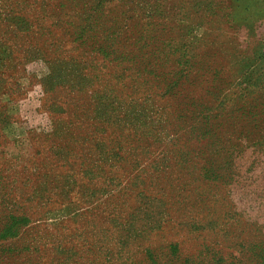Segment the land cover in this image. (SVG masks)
<instances>
[{
	"label": "rangeland",
	"instance_id": "374dc122",
	"mask_svg": "<svg viewBox=\"0 0 264 264\" xmlns=\"http://www.w3.org/2000/svg\"><path fill=\"white\" fill-rule=\"evenodd\" d=\"M263 52L264 0H0V264H264Z\"/></svg>",
	"mask_w": 264,
	"mask_h": 264
},
{
	"label": "trees",
	"instance_id": "16d2710c",
	"mask_svg": "<svg viewBox=\"0 0 264 264\" xmlns=\"http://www.w3.org/2000/svg\"><path fill=\"white\" fill-rule=\"evenodd\" d=\"M235 66H237L240 71L236 69L235 73L230 75L232 79L231 82H235L241 89L247 84L254 87L252 89V95L254 96L249 101L241 100L240 102L237 100L233 107L220 109V114L214 117H219L217 119L218 122L229 121L234 124V126L238 124L241 130L240 138L242 140H255L256 146H258V144L264 145V134L261 133L264 129V66L257 65L256 68H254V65H252V70H250L245 76L240 74L243 70V67H240V63L238 64L236 61ZM259 70H261V72H259ZM177 111L180 113L187 112V110L182 111L181 109H177ZM190 112H193V110ZM203 113L204 112H200L199 114L201 115ZM254 129L255 137L251 135V133L254 132ZM193 135L196 136L195 133H193ZM249 135L250 139H247ZM251 246L252 249H254L258 247V244L253 243ZM255 251L257 256L260 258L264 257V252Z\"/></svg>",
	"mask_w": 264,
	"mask_h": 264
}]
</instances>
